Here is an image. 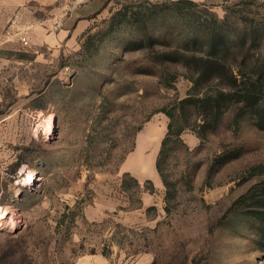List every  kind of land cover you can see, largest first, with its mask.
Here are the masks:
<instances>
[{
  "label": "rangeland",
  "instance_id": "1",
  "mask_svg": "<svg viewBox=\"0 0 264 264\" xmlns=\"http://www.w3.org/2000/svg\"><path fill=\"white\" fill-rule=\"evenodd\" d=\"M176 1L89 0L69 18L24 27V64L0 79V208L9 210L0 264H264L245 219L244 196L264 183L254 114L236 118V103L204 138L192 127L173 138L162 165L166 199L155 167L169 122L163 110L191 82L179 67L170 84L160 80L163 67L140 71L151 66L147 45L124 50L142 29L130 12L163 8L161 38L192 26L189 14L206 26L215 18L227 34L254 35L249 54L264 64V0ZM119 9L128 12L122 23ZM150 130L160 140L142 158L137 140ZM29 174L35 180L25 185Z\"/></svg>",
  "mask_w": 264,
  "mask_h": 264
},
{
  "label": "trees",
  "instance_id": "2",
  "mask_svg": "<svg viewBox=\"0 0 264 264\" xmlns=\"http://www.w3.org/2000/svg\"><path fill=\"white\" fill-rule=\"evenodd\" d=\"M181 3L188 1L177 0L174 4L179 6ZM179 8H176V15L182 17L184 13ZM154 11L145 9L130 12L134 23L141 25L142 29L138 39L124 44V50H144L147 45L152 49L148 59L151 66H145L140 71L156 74L153 67H163L167 73L163 75L160 72V80L170 84L178 77V72L170 71V68L179 67L183 71L182 75L191 82L188 94L177 100L172 110H163L169 122L161 140L155 167L166 186L167 199L171 194V183L162 172L167 145L173 138L179 139L186 128L192 127L198 137L204 138L208 132L219 127L224 114L237 103L241 106L236 118L250 111L255 116V126L264 130V64H258V60L249 54L251 45L256 42L254 35L238 38L221 29L215 18L206 26L198 16L189 14L192 26L183 28L178 25L175 31L161 38L156 21L165 18L160 14L165 9ZM127 13L121 9L116 11V16L121 15L120 23L127 19ZM188 29L190 33L183 37L177 32ZM155 43L164 45L166 50H153ZM226 159L225 155L219 156L217 163L221 164ZM256 187L248 190L244 196L251 200L250 214L245 219L254 230V245L264 253V183ZM255 191H258L256 199L253 195Z\"/></svg>",
  "mask_w": 264,
  "mask_h": 264
},
{
  "label": "crops",
  "instance_id": "3",
  "mask_svg": "<svg viewBox=\"0 0 264 264\" xmlns=\"http://www.w3.org/2000/svg\"><path fill=\"white\" fill-rule=\"evenodd\" d=\"M88 1L0 0V79L2 80L8 75L10 64L16 68L24 64L25 53L24 48H22V39L26 38L23 35L26 25L49 24L57 21L63 14H65V18H69L72 16V10L88 8ZM67 9L71 11L66 13ZM77 24H81V22ZM143 137L144 139L138 138L136 144V148L145 150V152H140L142 158L151 144L160 140L154 139L155 134L151 130L145 132ZM157 149L158 147L155 148V153Z\"/></svg>",
  "mask_w": 264,
  "mask_h": 264
},
{
  "label": "bare ground",
  "instance_id": "4",
  "mask_svg": "<svg viewBox=\"0 0 264 264\" xmlns=\"http://www.w3.org/2000/svg\"><path fill=\"white\" fill-rule=\"evenodd\" d=\"M35 180V177L33 174H29L27 175V178L25 180V185H29L31 183H33ZM9 215V210L8 208H0V219H5L7 218V216Z\"/></svg>",
  "mask_w": 264,
  "mask_h": 264
},
{
  "label": "built area",
  "instance_id": "5",
  "mask_svg": "<svg viewBox=\"0 0 264 264\" xmlns=\"http://www.w3.org/2000/svg\"><path fill=\"white\" fill-rule=\"evenodd\" d=\"M22 44H27V40L25 38L22 39Z\"/></svg>",
  "mask_w": 264,
  "mask_h": 264
}]
</instances>
